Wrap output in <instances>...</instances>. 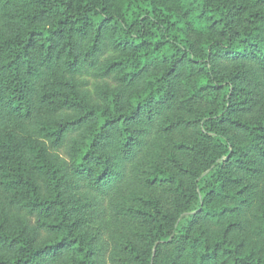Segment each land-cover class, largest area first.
<instances>
[{
    "label": "trees",
    "instance_id": "16d2710c",
    "mask_svg": "<svg viewBox=\"0 0 264 264\" xmlns=\"http://www.w3.org/2000/svg\"><path fill=\"white\" fill-rule=\"evenodd\" d=\"M0 264H264V0H0Z\"/></svg>",
    "mask_w": 264,
    "mask_h": 264
}]
</instances>
